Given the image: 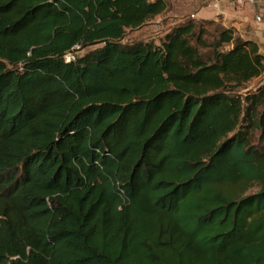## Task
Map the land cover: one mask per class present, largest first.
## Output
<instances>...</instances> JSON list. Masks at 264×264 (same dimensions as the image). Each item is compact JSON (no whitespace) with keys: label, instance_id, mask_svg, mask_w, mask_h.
I'll list each match as a JSON object with an SVG mask.
<instances>
[{"label":"trees","instance_id":"16d2710c","mask_svg":"<svg viewBox=\"0 0 264 264\" xmlns=\"http://www.w3.org/2000/svg\"><path fill=\"white\" fill-rule=\"evenodd\" d=\"M168 9L0 0V264H264V54Z\"/></svg>","mask_w":264,"mask_h":264},{"label":"rangeland","instance_id":"374dc122","mask_svg":"<svg viewBox=\"0 0 264 264\" xmlns=\"http://www.w3.org/2000/svg\"><path fill=\"white\" fill-rule=\"evenodd\" d=\"M165 1L167 2L168 8H169L168 11H166V13H164L161 16L156 17L155 19H153L152 21L145 24L139 29L127 31L122 43L132 44L138 41H151L157 44L159 40L170 30V28L182 22L185 18L198 20L195 17L196 11L200 9L198 7L204 6L207 9V11L211 13L214 12L215 10L213 7L208 8V5L210 4L208 1L207 2L205 1L204 4H202V1H198L199 6H197V1L195 0H165ZM248 2L252 4L255 2V0H252V2L250 1ZM228 11L232 12V10H229V9ZM205 13L207 12L205 11ZM205 13L202 12L200 15H202V17L205 18V16H207V14L205 15ZM253 19L256 23L255 25L263 24V22L261 23L257 22L256 16L254 18V15H253ZM208 20H211V21L213 20L215 22L219 21L220 23H222L221 17L213 16L211 19H208ZM255 25L253 26L254 32L258 31ZM237 33L239 34L238 31ZM260 47H261V51L264 52V43L260 44ZM89 49H85L83 51L79 50L76 53L78 56H81ZM262 84H264V73L260 77L253 79L247 85V89L253 90L257 86H260ZM258 190H259V186L257 184L249 183L245 187H243L241 191L237 192V197L246 196V195L255 193Z\"/></svg>","mask_w":264,"mask_h":264},{"label":"crops","instance_id":"0c3cea01","mask_svg":"<svg viewBox=\"0 0 264 264\" xmlns=\"http://www.w3.org/2000/svg\"><path fill=\"white\" fill-rule=\"evenodd\" d=\"M197 1V6H199L198 1H202V4L205 1L209 2L208 8H214V12H209L207 9L202 6L198 7L195 13V17L197 19H211L213 16L221 17V22L223 26L230 27L239 32V35L247 40H252L256 42L261 51L260 44L264 43V22L263 24L255 25V21L253 19L256 15L264 12V0H255L254 3H249L248 0H195ZM232 10V12H229ZM205 11L207 13H205ZM202 12L207 14V16L202 17L200 15ZM254 23V24H253ZM256 26L257 30L254 32V27Z\"/></svg>","mask_w":264,"mask_h":264},{"label":"built area","instance_id":"2783aa9c","mask_svg":"<svg viewBox=\"0 0 264 264\" xmlns=\"http://www.w3.org/2000/svg\"><path fill=\"white\" fill-rule=\"evenodd\" d=\"M248 1L252 2V0H248ZM256 21L259 23L264 22V12L256 15ZM65 58H66V61H69L72 58V56L67 55Z\"/></svg>","mask_w":264,"mask_h":264}]
</instances>
